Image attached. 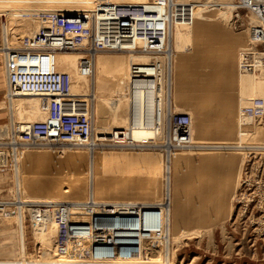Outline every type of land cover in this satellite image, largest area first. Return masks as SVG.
Returning a JSON list of instances; mask_svg holds the SVG:
<instances>
[{
    "label": "rangeland",
    "instance_id": "374dc122",
    "mask_svg": "<svg viewBox=\"0 0 264 264\" xmlns=\"http://www.w3.org/2000/svg\"><path fill=\"white\" fill-rule=\"evenodd\" d=\"M101 1L104 0H0V136L8 135L6 129L9 130L12 123L9 101L5 94V56L2 49L19 45L26 34L35 33L41 26L52 24L47 18L49 12L78 9V12L91 13ZM178 1L194 3L193 20L200 9L205 8L208 11L212 2ZM221 5L225 8L220 11L222 15L219 21L214 19V13L218 11L211 10L207 13H210L214 22L210 19L195 26L184 23L174 25V57L182 52L191 53L195 49L202 51L204 46L198 42L207 34L208 29L205 27L209 24L222 25L238 33L239 55V50L249 41V34L245 30L247 11L244 8L234 9L224 3ZM4 8H8L10 17L7 36L3 22ZM100 53L96 57L101 58L102 65L95 73V110L98 105L99 108L104 105L99 99L116 98L112 86L119 77V74L115 75L118 72L117 67L130 59L129 56L125 58L117 55L120 54L118 50H101ZM81 56L78 52L62 54L59 62L61 70L72 75L78 94L90 95L93 91L91 77L79 74ZM256 73L243 78L239 96H251L255 93L264 95V71ZM98 78H101L100 85ZM165 79H172L170 72ZM165 84L168 87V82ZM19 98L16 99V104L24 105V111L23 117L20 116L17 107L16 122L44 119L46 112L34 108L22 96ZM175 101L176 111H186L196 121L195 142L200 145V149L176 151L171 156L167 152L165 155L160 140L156 141V145H151L153 147L133 149L105 146L95 148L93 153L88 148L67 143L40 144L25 151L23 149L14 166L0 168V198L16 197L36 202L62 199L84 203L94 193L95 200L131 202L137 206L141 204L143 210H153V217L146 214L145 220L141 216L138 222L117 223L131 227L128 232L134 235L132 237L139 238L142 248L138 253L112 252L108 258L92 256L86 259L77 252H60L56 242L58 226L54 219L48 225L37 228L33 226L28 209L22 207L21 202H17L16 210L12 209L7 214L0 215V264H264V148L218 149L234 146L239 139L244 142L253 141L257 146L264 147V116L255 122V126L260 128L257 135L240 137L237 128L238 106L235 108V123L230 126L232 132L234 129V135L231 134L220 145H211L214 140L208 137L209 131L205 125L210 108L200 107L193 101H179L178 94L175 95ZM103 110L99 114L96 112L97 128L110 129L114 116L106 107ZM124 110L125 119L129 123V104L123 107ZM128 123L123 127H127ZM224 129L228 128L224 126ZM229 154H234L239 159L232 191L225 188L228 176H224L222 172L200 168L205 157L208 160L212 157L215 159L214 163L209 161L212 167L229 164ZM181 155L199 159L200 166L193 165L190 173L193 176L189 175L184 181V187L179 185L178 188L176 178L179 171L182 175L187 173V167L177 165ZM168 157L172 160L170 182L166 172ZM94 159L100 162L93 173L90 172V164ZM216 173L220 176L212 178ZM90 177L93 178L92 182ZM73 186L80 188L73 191ZM210 191H214L216 197H205ZM180 192L185 196L181 197ZM222 194L229 196L227 199L230 203L227 202V205L220 201ZM116 212L118 213V209ZM188 215L192 217L189 218Z\"/></svg>",
    "mask_w": 264,
    "mask_h": 264
},
{
    "label": "built area",
    "instance_id": "2783aa9c",
    "mask_svg": "<svg viewBox=\"0 0 264 264\" xmlns=\"http://www.w3.org/2000/svg\"><path fill=\"white\" fill-rule=\"evenodd\" d=\"M236 1L239 7L256 13L260 19L258 24L251 27L249 44L239 53L240 67L250 69L254 62L264 59V56L259 55L264 50V0ZM156 4L153 0H104L92 13L85 14L78 12V9L57 12L52 24L42 27L34 37H27L25 45L7 51L8 95L27 93L39 96L47 109V115L41 120L12 123L8 135L0 136L1 169L12 166L23 149L25 151L40 144L67 143L94 149L105 146L130 148L137 145L130 137L129 128L111 133L96 132L93 115L90 114L93 99L89 94L72 91L71 75L58 68L57 56L61 50L83 51L78 67L81 74L91 75L98 51L119 50L140 37L138 48L141 52L158 50L168 23L173 18L191 20V8L189 4H177L176 15L167 12L159 14L156 10H149L156 9ZM161 66L157 59L135 61L131 65L133 72L142 73L143 83L153 102L159 97ZM143 67L147 70L143 71ZM147 102L145 98L144 104ZM172 104L170 101L167 139L170 148L175 150L190 143L191 116L186 111L173 110ZM146 113L136 117L139 124L147 121ZM263 116L264 99L259 96L251 98L239 112L241 129H246L248 119L259 120ZM19 200L16 197L0 198V215L16 210L17 202H21ZM26 206L31 217L37 221L54 219L58 226L56 242L60 252H77L86 259L92 256L108 258L112 252L138 253L142 248L139 238L132 237L134 235L128 232L131 227L117 223L138 222L141 216L145 220L146 214L153 217L154 212L143 210L141 204L137 206L131 202H107L94 198L84 203L62 199L43 200L36 205Z\"/></svg>",
    "mask_w": 264,
    "mask_h": 264
},
{
    "label": "bare ground",
    "instance_id": "6f19581e",
    "mask_svg": "<svg viewBox=\"0 0 264 264\" xmlns=\"http://www.w3.org/2000/svg\"><path fill=\"white\" fill-rule=\"evenodd\" d=\"M148 1L149 0H147V2ZM153 1L157 3L156 4V9H149V10H156L157 12H159V14H161L163 12L164 13L167 12L168 14L176 15L177 14L176 13V10H177V6L176 5L177 4H189L190 8H191V10H190L191 20L186 21V20H182L181 18H173V20L168 23L167 32L164 35V37L162 38V45L159 47L158 50H153V51L150 50V51H146V52H143V51L141 52L140 49L138 48L139 43H141V39H140L141 37L136 39L134 43H131L127 47L121 48V49L118 50V51H120V54H117V55L125 56V58H126V56H129L130 59L129 60H125V62H123V63H120L118 65V67H117V71L118 72H116L115 75L119 74V77L116 78V80L114 81L113 86H112L113 95L116 97V98H114V100H112V99L110 100L109 98L99 99L100 101H102V104H104V105L100 106V108H99V105H98L97 106L98 108H96L97 110H95L94 104H95V100L97 98L96 93H95V77H96L95 73L97 71H99L100 66L102 65V63L100 62L101 58L97 59L96 57H97V55L101 54L100 51H98L95 54V66H94V70H93L92 74L91 75H83V74H81L80 70H79V74L81 76H83V77H91V81L93 83L92 84V90L93 91L90 93V96L93 99V105H92V111H90V114H91V116L93 115L94 128H95V130H96V132L98 134H100V133H108V132L111 133L113 131H119V130H124L125 128L126 129L129 128L130 129V131H129L130 137L133 138L136 141V144H137L136 146L130 147V148L136 149V148H139V147H153L151 145H156L157 144L156 141L160 140L163 143L161 147L163 149H165V151L167 152V155H171L172 156V153H175L176 151L189 150V149L194 150V149H200L201 148L200 145H197L198 143L195 142V139H196V124L197 123L193 119V117H192V115L190 113H189L190 116H191V123H190L191 140H190V143L187 144L186 146H182V147L176 148L175 150H172L170 148L169 144H168L167 125H168L169 104H170V101H171L173 103L172 104V108H173V110L176 111L175 103H174L175 101L173 100V96L175 98V95H177V94H175V95L173 94L174 91H172L171 80L167 81L165 79V77H167L169 75V72H170V74L172 72V71H169V69L171 67L173 58H175L174 57V45H173L174 25L176 23H184L186 25L195 26L198 23H203V22H206L207 20H210V19H212V21L214 19H216V21L217 20L219 21V20H221V15H222V13L220 11L223 8H225V6L221 5L222 3L226 4V6H230V7L234 8V9L243 8V7H239V5H237V1L236 0H223V1H220V2H217L216 0H212V2L209 4L210 6H208V11L205 10V8L204 9H200V11L196 13V16H195V18L193 20L195 5L191 1L185 2V3L181 2V1H178V0H153ZM101 2H104V1H101ZM110 2H115V1H110ZM99 3H98V5H99ZM98 5H97V7H98ZM97 7L94 8L92 12H94L97 9ZM211 10H214V11L217 10L218 11V12L214 13V19L210 15V13H207V12H209ZM8 11H9L8 8H4V14L5 15L3 17V22L5 24L6 36L9 35L10 17L8 15ZM57 12L58 11L49 12L47 18L50 19L51 21H53V16ZM82 13L88 14L86 12H82ZM247 15H248V18L246 19L247 23H245L247 27L245 28V30L249 34V37H248L249 41L247 43V45H248L249 42H250V38H252L251 37V27L255 26V24H258L260 22V19H259L258 15L256 13H254V12H252L250 10L247 11ZM235 21H236V19H235ZM242 23H244V22H241V24ZM48 25H50V24H46L44 26H48ZM44 26H41L35 33L26 34L24 36V38H23V41L19 45H17V46H9V47L7 46V47L2 49L4 51V56H5V59H4V61H5L4 62V67H5V74H6L5 94L8 97V101H9V107H10V111H11L12 123H17L16 120H15V114H16L15 112L18 111L17 107L19 108V111L21 113L20 116L22 115V113L24 111L23 110V106L24 105L23 106H21V105L19 106V105L16 104V99H18L21 96H22L23 99H26L25 101L30 102L31 105L34 108H37V109L40 108L41 111L46 112V115H47V109H45L44 105L42 104V100L41 99L38 100L40 98L39 96L33 95V94H27V93H24V94L20 93L18 95H8V93H7L8 84H7V73H6V70H7V61L6 60H7V54H8L7 51L10 48H12V47H21V46L25 45V39L27 37L28 38L34 37L41 30V28L44 27ZM105 50H113V49H105ZM240 50H239V53H240ZM71 52H78V53H81L82 55L84 53L81 50H76V51L75 50H61V51H59L57 58H58V68L60 70H61V63L59 62L60 56L62 54H69ZM259 55L264 56V50L260 51ZM238 56H239V59H238V69H239L238 73L240 71V73H239V84L242 85L241 82L243 81V78H245L247 75H256L257 74L256 72L264 71V59H262V60L259 59L256 62H254L253 66L250 69H242L240 67V65H239L240 54ZM151 59L159 60L161 62V65H162L161 68H160V85H159L160 86V88H159L160 90L158 91L159 97L156 100H154V102H153V100L151 98V94L147 90L146 85L143 83L142 73L133 72V70H131V65H132L133 62H135V61L147 62L148 60H151ZM145 69L147 70V68H145V67L142 68L143 71H145ZM259 75H260V73H259ZM259 75H258V77H259ZM71 79H72L71 89H72V91L74 93L78 94V92H77V90L75 88L74 82H73L72 75H71ZM165 82H168V87L165 84ZM100 83H101V78H98V85H100ZM262 84H264V80L262 81ZM80 87L81 86H79V88ZM240 88H241V86H240ZM255 96H259V97H262L264 99V95H262L260 93H255V94H253L251 96L240 95V101H238L239 109H238V114H237V128H238V135L240 137H252V136L257 135L259 133V131H260L259 126H255V122L257 120H253L252 118L247 120V127H246L245 130H242L241 127H240L239 112L242 109V107H244L250 101V99L255 97ZM32 97H35V98H32ZM145 98L148 100V102L146 104H144L145 103ZM13 99H15V100L13 101ZM128 104H129V113H128V115H129V123H128V120L125 119V110L123 111V107L128 105ZM182 105H183V103H182ZM104 107L109 109L110 114L112 116H114V117H112V120H111L112 121L111 122L112 123V127H110V129H106V130L102 129V130H100V129L97 128V125H96V121H97L96 120V112H97V114L102 113L104 111L103 110ZM145 111H147V113H146L147 116H148L147 117V121L146 122H142L141 124H139L138 119L136 117H138L140 114L144 115ZM22 117H23V115H22ZM115 117H117V118H115ZM30 120L29 121L25 120V121H21V122H32ZM12 123H10V125H12ZM125 123H128L127 127H123L125 125ZM6 131L8 132L7 129H6ZM158 143L161 144L159 141H158ZM232 143H234V142H232ZM103 144H105V142H103ZM211 145H220V144L219 143H217V144L214 143V144H211ZM257 145L258 144H256L253 141L244 142L243 140L239 139L236 144L234 143V146H230V147L227 146L226 148H223V147H225V146H223V147H220L218 149H237V150L240 149V150H246L248 148H264V147L257 146ZM76 146L77 147L88 148V149H90V151L92 153L94 151L93 147H86V146H83V145L82 146L76 145ZM121 147H123V146H121ZM123 148H125V147H123ZM16 159H18V157ZM16 159H15L14 164H12L13 166L17 163ZM99 162H100V160H98V159L97 160L94 159L93 162H91V164H90V168H91L90 172L95 171V168H96V166L98 167ZM171 165H172L171 157H168V159H167V171L166 172H167V177H168L169 182H170V179H171ZM178 167H179V163H178ZM92 179L93 178H91V177L89 178L90 182L93 181ZM65 187H69V186H65ZM72 188H73V191H77L80 187L79 186H73ZM95 196L96 195L94 193L91 194V198L95 199ZM20 201L23 204L22 207L25 206V208H27L28 211H30V210H29L28 206H26V205H34V204L36 205L39 202H41V201H37V202L36 201H28V200H25V199L20 200ZM23 202H26V203H23ZM29 214H30V212H29ZM31 219H32L33 226H37V228L38 227L41 228V227H44V225H46L52 218H50V219L46 218V219H44L41 222L37 221L36 219H34L32 217H31Z\"/></svg>",
    "mask_w": 264,
    "mask_h": 264
},
{
    "label": "crops",
    "instance_id": "0c3cea01",
    "mask_svg": "<svg viewBox=\"0 0 264 264\" xmlns=\"http://www.w3.org/2000/svg\"><path fill=\"white\" fill-rule=\"evenodd\" d=\"M205 28L208 29V32L198 42L204 46V49L202 51L195 49L191 53H179L172 60L169 71H172V91H174V95L178 94L179 101H193L200 107L210 108L209 116H207L205 121L209 131L208 137L214 140L211 141L212 143L221 144L226 139H229L231 134L234 135V129L232 132L230 126L235 123V108H238V101H240V96L238 95L240 87L237 48L239 47L238 33L218 24H209ZM173 100L175 101L174 96ZM224 126L228 129H224ZM229 155L231 163L223 164L218 168L209 165V161L214 163L215 159L213 157L211 160H208L207 157L203 158L201 161L202 166H200L198 165L199 159L194 160L190 156L181 155L178 163L180 166L182 164L187 167L185 169L187 173L182 175L179 171L178 178H176L177 187L180 188L179 185L184 187V181L189 175L193 176V174H190L193 165H197L202 169L222 172L221 174L228 176V183L225 188L228 191H232L234 186L233 178L235 177L239 159L234 154ZM218 176L220 174L216 173V176H212V178ZM179 195L181 197L185 196L182 192ZM215 195L214 191H210L205 197L214 198L216 197ZM228 197L227 194H224V196L222 194L220 201H224L227 205ZM190 216L192 217V215ZM190 216L188 215L187 217L190 218Z\"/></svg>",
    "mask_w": 264,
    "mask_h": 264
}]
</instances>
